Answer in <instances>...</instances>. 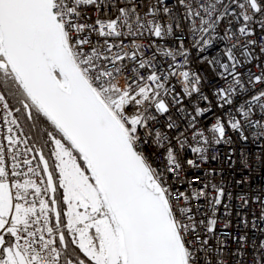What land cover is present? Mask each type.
Returning <instances> with one entry per match:
<instances>
[{
    "label": "snow or ice",
    "instance_id": "1",
    "mask_svg": "<svg viewBox=\"0 0 264 264\" xmlns=\"http://www.w3.org/2000/svg\"><path fill=\"white\" fill-rule=\"evenodd\" d=\"M236 141L264 159V0H0V264H264L185 173Z\"/></svg>",
    "mask_w": 264,
    "mask_h": 264
},
{
    "label": "built area",
    "instance_id": "2",
    "mask_svg": "<svg viewBox=\"0 0 264 264\" xmlns=\"http://www.w3.org/2000/svg\"><path fill=\"white\" fill-rule=\"evenodd\" d=\"M255 71V69H253ZM205 83L211 85L214 80L205 74ZM207 90V88H206ZM212 117H209L211 120ZM208 121H205L207 123ZM261 146H264L262 142ZM244 150L243 153L241 150ZM232 151L231 160L228 159L229 151ZM151 151V150H150ZM211 154L217 155V160L211 161L205 165H202L200 169H185L186 175L191 178L192 175L200 172L201 174L206 171L209 167L214 168L218 175L215 176L214 182H220L221 186L226 189V192L232 193V199L229 200L227 197L224 199L225 204H229V211L232 213L231 216H225V209L223 205L219 207L217 213L218 224H217V236L225 241V245L228 249L235 250L238 245L235 240L231 239L230 236H239L241 234H248L249 239L253 237L257 239H264V232L259 229L264 228V222L259 221V206L257 204H250L246 209L240 208V201L237 197L248 196L251 197L253 194H259L264 192V159H258L260 156L259 149L251 144L245 145L236 141L231 146L221 144L216 146ZM188 158L192 157V153H183ZM243 156V158H242ZM247 161L248 166H245ZM241 181V183H237ZM179 183V182H178ZM240 212L241 215L237 216L236 213ZM252 213H256L255 222L257 228H252L254 217ZM246 217L248 220V227H244L241 224V219ZM224 223H230V227L225 229ZM225 233L230 236L224 235ZM212 245L217 244L216 239L210 241Z\"/></svg>",
    "mask_w": 264,
    "mask_h": 264
}]
</instances>
